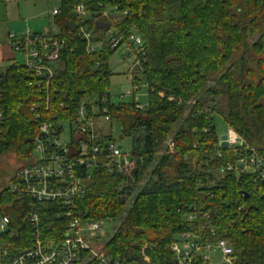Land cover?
Masks as SVG:
<instances>
[{
	"label": "trees",
	"instance_id": "obj_1",
	"mask_svg": "<svg viewBox=\"0 0 264 264\" xmlns=\"http://www.w3.org/2000/svg\"><path fill=\"white\" fill-rule=\"evenodd\" d=\"M56 1L60 14L53 24L65 44L61 69L55 72L54 102L37 120L31 109L38 92L29 85L24 65L0 70V158L14 153L21 163L29 162L42 121L73 120L81 99L107 96L110 127L102 141L116 143L111 130L113 122H119L121 140L133 139L129 153L137 168L131 177L103 168L95 171L80 202L88 218L120 222L104 254L126 264L142 263L144 253L151 264H176L171 244L179 234L197 230L185 216L209 209L218 236L205 234V240H229L235 251L233 264H264V183L249 175L237 179L217 173L233 154L218 149L214 123V116L222 114L219 101L226 97L229 128L264 156V0H92V17L116 7L127 13L118 17L117 25L144 40L142 73L134 74L136 83L147 86L148 107L142 110L135 96L132 104L112 103L114 52L88 54L79 36L74 8L85 0ZM92 17L84 25L99 39L102 33ZM170 139L173 151L161 155ZM18 172L11 182L17 183ZM146 175L149 181L140 186ZM208 183L212 188L204 187ZM33 209L40 214L43 239H61L66 226V219L58 217L61 209L4 187L0 214L10 224L0 244L12 255L33 248L28 219ZM196 264L210 263L197 258Z\"/></svg>",
	"mask_w": 264,
	"mask_h": 264
},
{
	"label": "built area",
	"instance_id": "obj_2",
	"mask_svg": "<svg viewBox=\"0 0 264 264\" xmlns=\"http://www.w3.org/2000/svg\"><path fill=\"white\" fill-rule=\"evenodd\" d=\"M91 1L79 2L74 8L75 17L80 23L79 36L85 41L88 54L99 53L105 49L115 52L124 48V57L132 56L135 59V68L142 73L146 55L143 38L135 31L130 32L117 25L118 17H125L127 13H122L115 7L105 9L92 17L89 8ZM59 14L58 7L54 9L53 17ZM89 17L96 23L107 24L106 28H101L102 35L99 39L84 25ZM5 43L12 54L23 56V65L31 81L29 85L38 92L37 101L33 103L31 110L35 112V118L41 120L40 111L50 112L54 102L52 94L57 89L55 72L61 69L60 51L65 43L57 37L56 31L40 34L30 29L21 34L9 32ZM9 62L17 63L16 59ZM5 69L0 65L1 71ZM138 76L142 78V74ZM131 83L133 90L129 92V97L135 96L143 84L136 83L134 76ZM57 84L59 86L61 80ZM108 100L107 96L85 97L77 103L73 120L64 119L56 124L41 122L39 134L35 137L32 159L19 169L17 183L11 182L8 186L12 193L28 195L39 204H55L61 209L58 217L66 219V226L61 239L45 241L40 214L37 209H33L28 214L34 230L31 236L33 248L22 254L12 255L8 246L0 244L1 264H126L122 259L107 257L102 251L105 245L101 242V233L105 231L107 223L113 221L90 219L79 206L88 192L95 171L103 168L110 174L131 177L137 168L131 153L123 151L113 141H102V135L108 132L103 131L102 126L110 123ZM60 107L66 108L63 103ZM136 107L143 109L140 104ZM3 117L4 113L0 109V126ZM54 118L52 115L51 120ZM65 123L72 130L70 142L62 145L58 140L63 134ZM229 129L226 135L229 143L227 150L232 152L233 158L228 159L217 173L220 176L233 174L237 179L249 175L255 181L264 183V156L248 145L233 129ZM58 130H61L59 134ZM220 143L219 139L218 149H222ZM219 155L222 156V153L219 152ZM204 187L210 189L212 185L208 183ZM210 214L211 210L206 209L185 216L188 223L196 224L197 230L179 234L171 244L170 249L175 255L176 264H196L197 258L210 264L234 263L235 251L229 240H205V234L209 237L218 236V229ZM9 224V220L0 214V235L8 231ZM214 254L220 256L218 263L213 260ZM136 264H151V260L144 253L142 263Z\"/></svg>",
	"mask_w": 264,
	"mask_h": 264
},
{
	"label": "rangeland",
	"instance_id": "obj_3",
	"mask_svg": "<svg viewBox=\"0 0 264 264\" xmlns=\"http://www.w3.org/2000/svg\"><path fill=\"white\" fill-rule=\"evenodd\" d=\"M59 7V3L56 0H42V1H26L19 4L12 3L6 9L5 18H2V9L5 11V7L0 6V34H4V31L7 29L9 31H14L18 34L23 33L27 29H30L32 32L45 34L48 32H55V27L53 24V11ZM8 14V18H7ZM91 17L87 18L89 21ZM258 39V36L254 38V41ZM1 52V51H0ZM4 54V52L2 53ZM1 56L0 54V61ZM1 66L7 68L10 66L11 62L1 61ZM17 63L23 65L24 59L22 55H18ZM110 67L114 73L111 79L110 85V94L111 101L113 104L117 105L121 103L132 104L134 99L140 104L141 107L147 109L148 107V91L146 84H142L138 91L135 93V98L129 97V92L133 90V85L131 83L132 77L134 76L137 69L135 68V59L127 55L124 57V48L117 49L114 52L110 59ZM138 75V74H136ZM213 83H210V86H213ZM126 96L125 98H121ZM221 104L222 114H217L214 116V123L216 126V132L218 137L221 139L223 136L228 134L229 126L225 121L224 114L227 112V98L224 97L219 101ZM110 124V123H109ZM109 124H105L103 131H109ZM64 131L63 134L59 137V143L62 145H67L70 142L71 130L72 127L68 124L63 125ZM116 141V144L119 148H123L124 151L130 152L134 148L133 139H123L121 140V126L119 122H113L111 130ZM168 149L164 150L161 155L168 154V150L173 146L171 139L167 142ZM173 150V149H172ZM26 163H21L14 153H7L1 156L0 158V173L2 176V181L0 183V192L4 187H8L11 184L12 177L14 173L20 169ZM149 181V175H146L140 186ZM120 222H109L105 227V231L101 233L102 240L101 242L105 245L110 238L113 236L115 229ZM104 248L102 247V251ZM104 252V251H103ZM213 260L215 263L220 261V256L214 254Z\"/></svg>",
	"mask_w": 264,
	"mask_h": 264
},
{
	"label": "crops",
	"instance_id": "obj_4",
	"mask_svg": "<svg viewBox=\"0 0 264 264\" xmlns=\"http://www.w3.org/2000/svg\"><path fill=\"white\" fill-rule=\"evenodd\" d=\"M26 1H31V0H0V6L5 7V11H4V9H2V16H3L2 18H5L4 15H6V13H7L6 9L9 6V4H12V3L19 4L21 2H26ZM2 18H0V20H2ZM7 18H8V14H7ZM9 32H14V31H9L6 29L4 31V34H2V33L0 34V51H1L0 54L3 55V57L1 56V59H2L1 61H3V62H9V61H12L14 59H16V61H17V57H18V55L12 54L10 52L9 48L6 46L5 42L7 39V34ZM3 52H4V54H2ZM0 65H1V63H0Z\"/></svg>",
	"mask_w": 264,
	"mask_h": 264
},
{
	"label": "water",
	"instance_id": "obj_5",
	"mask_svg": "<svg viewBox=\"0 0 264 264\" xmlns=\"http://www.w3.org/2000/svg\"><path fill=\"white\" fill-rule=\"evenodd\" d=\"M107 27V24H105V23H97V28H100V30H101V28H106ZM227 136H223L220 140H221V147H222V149H224V150H227L228 149V144L229 143H227Z\"/></svg>",
	"mask_w": 264,
	"mask_h": 264
}]
</instances>
